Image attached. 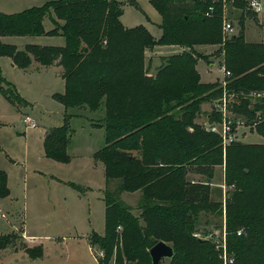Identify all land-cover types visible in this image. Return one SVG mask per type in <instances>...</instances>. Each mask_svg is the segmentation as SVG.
<instances>
[{"label":"trees","instance_id":"obj_1","mask_svg":"<svg viewBox=\"0 0 264 264\" xmlns=\"http://www.w3.org/2000/svg\"><path fill=\"white\" fill-rule=\"evenodd\" d=\"M149 1L161 14L159 38L142 24L125 26L119 0H49L15 13L0 12V38L61 35L65 40L63 45L18 49L0 39V56L21 69L33 61L60 67L64 90L53 98L65 108L96 110L104 104L103 122L93 123L105 131L104 147L94 153L104 164V234L89 237L103 251L99 264H109L112 255L115 264H151L149 249L158 241L174 251L167 264H224L214 236H194L202 212L225 216L226 254L232 259L227 264H264V122L250 129L262 142L236 140L225 147L220 135L194 123L201 104L224 91L239 100L227 109L249 121L264 110L262 96L255 102L249 97L264 92V42L245 41L242 13L240 32L222 38L223 5L244 11L247 0ZM45 16L53 23L51 29L44 28ZM214 44L221 45L219 64L231 73L224 89L217 82H202L196 69L203 56L195 46ZM156 45L189 51L164 57L149 74L146 51ZM0 94L16 107L28 104L1 73ZM218 114L210 113L209 122H221ZM68 118L46 132V157L69 161ZM216 166L223 167V201L211 199L207 181L190 177L210 180ZM135 191L141 193L139 215L120 199L122 192ZM8 193L6 173L0 169V197ZM12 235H0V249L10 244ZM24 246L30 258L43 254L39 244Z\"/></svg>","mask_w":264,"mask_h":264},{"label":"rangeland","instance_id":"obj_2","mask_svg":"<svg viewBox=\"0 0 264 264\" xmlns=\"http://www.w3.org/2000/svg\"><path fill=\"white\" fill-rule=\"evenodd\" d=\"M46 1L49 0H0V12L15 13L40 6ZM119 1L123 3L120 20L125 26L142 24L155 37L161 35V29L158 27L161 14L149 0H135L134 4L128 2L129 0ZM256 1L261 8L259 11L248 6L244 11H240L223 5V16L232 22L235 35L242 28L239 25V16L242 13L243 35L248 43L264 42V0ZM43 25L45 29L53 27L48 16L44 17ZM232 35L225 34L222 30L224 41ZM0 39L3 43L16 45L18 49H23L26 44L63 45L65 42L61 35L2 36ZM220 47L218 44L208 48L195 46V51L203 56L197 61L196 68L205 83L217 82L221 85L223 73L219 71L218 66L223 60V53ZM176 49V53L189 51L188 48L180 46ZM147 52L146 57L149 59L157 55V52H154L153 56V51ZM163 58L145 62L148 73H154L163 63ZM211 62L215 64L210 65ZM60 70V67L43 66L34 61L26 69H21L13 66L11 58L0 56L1 75L11 82L20 96L28 102L26 106L16 107L0 94V169L8 174L7 187H10L13 196L17 197L12 206L18 211V216L8 215V201L0 199V232H8L13 224L18 229L13 233L16 235H12L10 244L0 249V252L9 248L23 252L25 243L20 237L22 230L33 239V244L41 245L43 250L41 259L18 264H99V259H103L104 255L97 247L98 244L93 245L90 239L93 250L89 249L87 236L91 237L94 232L104 234V164L94 158V153L104 147L105 131L102 126L93 123L103 122L105 107L101 104L96 110L85 106L65 108L53 98V93H62L64 90ZM250 95L252 102L257 101L259 96L264 99V92L260 95H254L252 92ZM221 100L222 95L202 103L194 123L203 126L210 123L206 116L210 113L219 115L216 109ZM238 101L235 94H224L227 110L225 118L229 121L230 130L235 132L241 142H262V137L250 129H253L256 123L264 122V110L256 112L255 117L249 121L247 116L227 109L229 104H237ZM65 115L69 116L70 126L67 145L69 161L60 162L45 156L43 141L46 132L51 127L61 125ZM25 116L31 118L34 127L26 125ZM7 156L21 164L11 163ZM190 177L196 181H207L206 183L210 184L211 199L222 201L227 187L222 182L220 167L215 168L210 180L199 175L190 174ZM69 183H75L77 187ZM113 187L114 184L110 183V188ZM120 199L131 208L134 215H139L140 191L122 192ZM7 219L12 225L7 224ZM224 223L225 216L202 212L196 224V234L205 237L212 235L217 243ZM109 264H115L114 255ZM158 264H167V259L162 258Z\"/></svg>","mask_w":264,"mask_h":264},{"label":"built area","instance_id":"obj_3","mask_svg":"<svg viewBox=\"0 0 264 264\" xmlns=\"http://www.w3.org/2000/svg\"><path fill=\"white\" fill-rule=\"evenodd\" d=\"M247 5L249 8L255 9L257 11H259L261 8L258 5V2L256 0H248ZM213 8L210 7L209 11L206 12V15L210 14V11H212ZM222 30L223 33L228 34V35H232L234 34V27L231 21L225 19V17L223 16L222 18ZM219 71H221L223 73L222 75V82H221V86L224 89L225 84L227 82V78L230 77V71H228L224 64H220V66H218ZM224 94H227L225 91L222 94V100L220 102L217 103V111L221 114L222 117V121L221 122H213V123H208L205 127L206 130L217 133L218 135L221 136V140H222V145L223 147H225L226 145L238 140V138L236 137V134L234 131L230 130V126H229V121L226 120L225 118V113H226V106L224 105ZM254 95H260L259 92H253ZM24 122L26 123L27 126L29 127H34L35 124L34 122L31 120V118L29 116H25L24 118ZM224 187V186H223ZM240 232H238L239 234ZM194 236L200 237L198 236V234H194ZM209 238V237H207ZM213 241H215L214 237H213ZM217 246H221L222 247V254L220 255V257L223 259L224 264H227V262H232V259H229L227 257L226 254V247H225V234L223 232L222 234V238L219 239V241L217 242ZM101 254V252H100ZM103 255V254H102ZM101 255V256H102Z\"/></svg>","mask_w":264,"mask_h":264},{"label":"crops","instance_id":"obj_4","mask_svg":"<svg viewBox=\"0 0 264 264\" xmlns=\"http://www.w3.org/2000/svg\"><path fill=\"white\" fill-rule=\"evenodd\" d=\"M46 30H48V29H46ZM158 37H155V38H158ZM161 46H163V47H161ZM177 47L178 46H175V45H156V46H154L152 48V50L150 49V50H147V51H153L152 52V56H153L154 52H157V55H156V57L153 56L151 59H149V57L148 58L146 57V59H147L146 60V63H148L150 60H152V61L155 60V58L161 60L164 57V55L169 56V55H172V54L176 53V50H177L176 48ZM208 47H211V45H200V48H208ZM147 51H146V56L148 55V52ZM213 64H215V63L214 62H211L210 63V65H213ZM61 72H62V69L60 70V73ZM154 73H149V74H154ZM199 75H200V73H199ZM200 80H201V76H200ZM206 117L208 118L209 117V114ZM28 151H29V149L27 148V154H28ZM7 157L11 161V163H13V164L14 163L21 164L17 160H15L14 158H12L10 156H7ZM216 167H220V169H221V176H222V182H223V167L222 166H216ZM1 170H3V169H1ZM3 171H5V170H3ZM5 173H6L7 184H8V174H7L6 171H5ZM8 189H9L8 195L5 196V197H0V199L1 200H7L8 201V206H10V207H8V210H7L8 215H11L13 217V215L15 214L16 216H18V213H17L18 211H16V209L13 208V206H12V203L15 202V200L17 199V197L16 196H13V193H12L10 187H8ZM223 199H222V201H223ZM7 224L8 225L9 224L12 225V222L9 219H7ZM16 230H18V229L16 228L15 224H13V226H11L9 228L8 232H5V233L0 232V235L13 234ZM20 235L23 238L25 245H27L29 247L30 246H33V245H37V244H33V242H32L33 239L31 240L27 234H24V230H22V233ZM87 240H88V243H89V249L92 251L93 249H92V247L90 245L88 236H87ZM42 256H43V254H42ZM42 256L40 258L33 259V258H30L26 254V252L24 250L22 252L20 249H17V251H16L14 249L9 248V249H5L4 252H0V264H2L4 262H5V264H7V263H9V264H12V263L18 264L20 262H24V261H27V260L29 261V260H32V259L33 260L41 259Z\"/></svg>","mask_w":264,"mask_h":264},{"label":"water","instance_id":"obj_5","mask_svg":"<svg viewBox=\"0 0 264 264\" xmlns=\"http://www.w3.org/2000/svg\"><path fill=\"white\" fill-rule=\"evenodd\" d=\"M173 254L172 247L164 241H158L149 249L151 264H158L162 258L170 259Z\"/></svg>","mask_w":264,"mask_h":264}]
</instances>
